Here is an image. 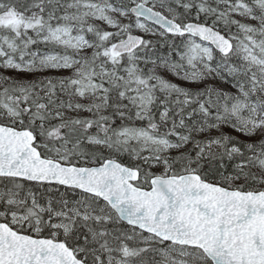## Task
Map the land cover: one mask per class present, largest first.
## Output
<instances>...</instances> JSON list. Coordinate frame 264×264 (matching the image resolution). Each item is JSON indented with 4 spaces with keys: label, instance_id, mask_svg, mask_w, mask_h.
<instances>
[{
    "label": "snow or ice",
    "instance_id": "snow-or-ice-1",
    "mask_svg": "<svg viewBox=\"0 0 264 264\" xmlns=\"http://www.w3.org/2000/svg\"><path fill=\"white\" fill-rule=\"evenodd\" d=\"M0 264H264V0H0Z\"/></svg>",
    "mask_w": 264,
    "mask_h": 264
}]
</instances>
